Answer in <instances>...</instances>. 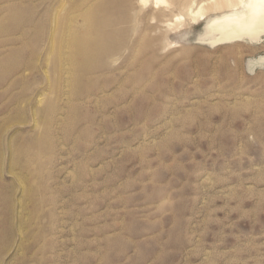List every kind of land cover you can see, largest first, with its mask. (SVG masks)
<instances>
[{"label":"rangeland","instance_id":"rangeland-1","mask_svg":"<svg viewBox=\"0 0 264 264\" xmlns=\"http://www.w3.org/2000/svg\"><path fill=\"white\" fill-rule=\"evenodd\" d=\"M140 1L0 0V264H264V41Z\"/></svg>","mask_w":264,"mask_h":264},{"label":"bare ground","instance_id":"bare-ground-1","mask_svg":"<svg viewBox=\"0 0 264 264\" xmlns=\"http://www.w3.org/2000/svg\"><path fill=\"white\" fill-rule=\"evenodd\" d=\"M147 1L142 0L140 2L145 6ZM152 1L154 8L161 7L164 12H171L174 8L182 9V12L172 16V21L169 23V26L174 25L179 32L183 31L184 27L189 24L202 22L206 19L207 12H215L216 8H221L224 5L227 12L206 21L203 31L199 33L196 39L199 43L215 46L241 41L258 44L264 41H261L264 35V0ZM166 23L168 22L166 21ZM256 66L264 69V56L249 61V71H252Z\"/></svg>","mask_w":264,"mask_h":264},{"label":"crops","instance_id":"crops-1","mask_svg":"<svg viewBox=\"0 0 264 264\" xmlns=\"http://www.w3.org/2000/svg\"><path fill=\"white\" fill-rule=\"evenodd\" d=\"M263 40H264V35H263L262 38H261V41H263ZM252 44H253V43H252ZM258 44H260V42H259ZM258 57H260V56H258ZM258 57H257V58H258ZM257 58H255V59H257ZM255 59H252V60H255ZM250 61H251V60H250ZM256 67H259V66H256ZM256 67H254V68H256ZM254 68H253V70H254ZM259 68H261V67H259ZM262 69H263V68H262ZM248 70H249V69H248ZM253 70H252V71H253ZM252 71H251V72H252Z\"/></svg>","mask_w":264,"mask_h":264}]
</instances>
